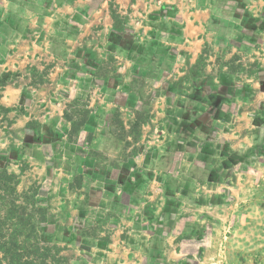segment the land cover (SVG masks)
<instances>
[{"label":"crops","instance_id":"obj_1","mask_svg":"<svg viewBox=\"0 0 264 264\" xmlns=\"http://www.w3.org/2000/svg\"><path fill=\"white\" fill-rule=\"evenodd\" d=\"M206 44L230 48L227 56L245 54L248 67L257 65L260 74L251 83V99L232 97L235 102L225 110L222 94L207 98L206 73L195 67ZM42 71V79L32 81V73ZM223 74L225 78L217 74V82H237L232 74ZM0 78V108L6 109V118L0 120V172L10 173L25 157L45 167L35 155L18 154L25 140L14 134L24 135L29 121L40 125L42 136L52 138L54 132L71 130L81 115L74 140L77 151L73 156L67 153L74 174L99 181L108 201L128 184L138 202L152 191L165 190L169 197L185 194L187 186L200 188L201 201L193 206L203 211L200 241L205 246L212 238L215 248L219 246L224 235L219 227L225 226L221 212L236 210L240 195L259 191L264 199V184L255 189L260 178L264 180V132L262 138L255 136L259 127L264 131V0H0ZM175 82H187V93H176ZM139 84L152 85L153 102H161L146 109V125L152 130L156 125L151 120L158 119L168 136L158 142L152 138L158 145L151 146L147 156L106 152V147H120L122 141L114 134V119L118 117L126 130L127 115H135L145 97ZM214 100L223 114H229V123L212 117ZM72 102L82 107L74 120L65 116ZM210 128L213 155L207 157L190 141L203 144L202 136ZM142 137L136 142L138 153L145 147ZM88 149L106 158L98 162ZM245 150L247 156H240ZM46 156L51 157L48 150ZM68 157L64 154L56 166L60 174L66 172ZM243 176L252 184L248 192L239 187ZM143 204L139 202L138 212ZM73 210L72 225L77 229L83 209ZM61 223L42 225V238H57L58 227L61 232L69 227ZM213 225L218 227L215 232ZM178 240L182 239L174 232L165 238L168 250L181 255L163 258L153 244L149 264H190L192 257ZM208 249L194 254L201 264L217 259L218 251L213 256Z\"/></svg>","mask_w":264,"mask_h":264},{"label":"rangeland","instance_id":"obj_2","mask_svg":"<svg viewBox=\"0 0 264 264\" xmlns=\"http://www.w3.org/2000/svg\"><path fill=\"white\" fill-rule=\"evenodd\" d=\"M228 50L231 49L227 47L221 49L206 44L195 63V67L201 68L206 73L207 98L209 99V96L215 92L222 94L225 97V103H223L225 110L227 106H231L230 104L233 105L237 98L244 101L252 98L251 83L254 82L253 78L257 79V75L260 74L255 70L257 67L255 63L248 67L245 54L234 52L227 56ZM225 72L232 74L237 82H217V74L225 78L223 74ZM45 73V71H42L41 75L32 73V81L42 79ZM0 80L3 81L1 78ZM186 83L175 82V92L187 93ZM148 86L152 89L150 90ZM138 87L143 90L145 97L141 100L136 114L127 115L128 128L126 130L123 129L122 121L118 117L114 119V134L122 141L120 147H106V152L118 150L122 157L124 154L131 158L139 154L147 156L150 147L158 145L152 142V138L157 139L158 142L168 136L166 130L158 124V119L151 120L153 121L151 123L156 125L152 129L153 134L150 125H146L149 116L146 109L152 103L161 105L160 101L153 102L156 94L154 87L147 84H139ZM77 103L81 106V102L68 104L70 110L66 111V118L74 120L75 113L82 110ZM216 104L214 100L210 107L212 117L216 115L220 122L229 123V114L225 113L226 118H223L222 116L225 117L222 111L224 109L217 108ZM73 105L74 107H71ZM242 106L244 107L245 104ZM5 111V108H0L2 116L0 120L6 118L3 114ZM81 119L82 116L77 115L76 125L68 132L60 131L59 134L54 132L52 138L55 140L47 135L42 136L41 127L36 121L28 122L24 135L15 132L14 135L25 140V144L18 149V154L35 155L39 161H44L45 167L37 163L30 164L25 157L21 159L18 168L13 167L7 176L0 174V233L4 235L0 238V242L4 243L7 248H11L10 244L6 243L10 241L8 238L15 235L17 243L22 246L18 252L23 255L27 249L31 250V245L35 240L41 246H46L48 255L45 264H149L147 255L153 244L160 250L163 258L169 259L172 256L181 255L179 251L175 253L172 250L169 251L168 244L165 242V238L174 232L175 238L182 239L178 240L180 245L192 257L190 264H201L194 254L205 247L212 251L213 256H215V251L219 253L213 264H264V206L260 208V205L254 204V201L258 204L264 202L259 191L253 195H240L236 210L229 211L230 207L226 206L229 210L221 212L223 219L220 221H225V226L219 227L224 232L223 237L219 238V246L215 248L213 238L210 239L212 241L209 245L205 246L200 241L203 234V229L200 227L204 224L201 222L200 215L203 211L193 206L197 201H201L200 188L195 190L187 186L185 194H171L169 197L165 190L162 193L152 191L142 202L139 201L141 204L145 202L143 204L145 208L142 212H138L139 202L133 196L129 186L111 195V200L108 201L103 195L102 184L99 181L86 175L74 174V162L67 156V153L73 156L77 151L74 147V140L78 138V123ZM142 123L145 124L144 127ZM261 123V121L258 122L259 125ZM0 127L2 128L3 125L1 124ZM263 132L262 127H259L256 130V138H262ZM204 135L202 136L205 138L203 144L200 145L198 139H192L190 146L198 147L199 145L200 154L207 157L212 156L213 146L208 142L211 137H214L212 128L204 132ZM142 136H145L142 143L145 147H142L143 152L138 153L140 148L136 142ZM47 150L51 153L50 159H47ZM87 152L98 162L106 158L95 149H88ZM64 154L70 160L63 166L64 171L66 170L65 174H60V168L56 169V166ZM247 154L246 150L239 152L240 156L246 157ZM242 182H244L243 185L239 186L242 191L248 192L252 189V184L246 177L242 179ZM263 184L264 180L260 178V184H256L255 189L261 188ZM181 201H185L184 208L180 206L183 203ZM74 207L83 209L84 214L82 225L77 229L72 225ZM29 219L35 224L33 229L29 228ZM61 220L69 227L63 225L62 232L58 227L57 238L54 236L44 238V235L42 238V225H59L62 224ZM211 227L214 232L218 228L215 225ZM153 238L159 239L154 240ZM0 255L4 253L0 251ZM29 256L31 254H27L26 258Z\"/></svg>","mask_w":264,"mask_h":264},{"label":"trees","instance_id":"obj_3","mask_svg":"<svg viewBox=\"0 0 264 264\" xmlns=\"http://www.w3.org/2000/svg\"><path fill=\"white\" fill-rule=\"evenodd\" d=\"M0 174L3 176L8 175L6 171H1ZM126 186H129V184ZM28 224L31 229L35 227L34 222H30V219L28 220ZM1 237H4V235L0 233V238ZM8 240L10 241L6 243L10 244L11 248H7L4 243L0 242V251L4 253V255H0V264H45V259L48 255L46 246H41L39 242L35 240L31 245V250L27 249L25 255H23L21 252H18L22 246L17 243L15 235L8 238ZM27 254H31V256L26 258Z\"/></svg>","mask_w":264,"mask_h":264}]
</instances>
